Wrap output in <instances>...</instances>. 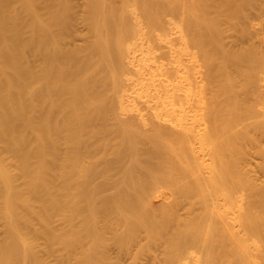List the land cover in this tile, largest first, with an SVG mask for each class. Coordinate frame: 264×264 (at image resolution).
Instances as JSON below:
<instances>
[{"label":"bare ground","instance_id":"obj_1","mask_svg":"<svg viewBox=\"0 0 264 264\" xmlns=\"http://www.w3.org/2000/svg\"><path fill=\"white\" fill-rule=\"evenodd\" d=\"M75 1L0 0V264H264V0Z\"/></svg>","mask_w":264,"mask_h":264},{"label":"rangeland","instance_id":"obj_2","mask_svg":"<svg viewBox=\"0 0 264 264\" xmlns=\"http://www.w3.org/2000/svg\"><path fill=\"white\" fill-rule=\"evenodd\" d=\"M77 1V4H79L78 5V8H79V10H78V12H79V14L82 12V7H81V2L82 1H84V0H76ZM75 1V2H76ZM82 26V27H81ZM78 27H79V30L81 29V28H83V25H81V24H78ZM81 27V28H80ZM82 40H81V38L80 39H78V42H81ZM253 160L256 162V161H260L261 160V158H259V157H253ZM253 164V166L255 167V165H256V163H252ZM256 174L257 175H259L260 177H262V174H261V172L260 171H256ZM158 254H160V251H158L157 252ZM143 258L140 260V259H135L134 258V255L132 254L128 259H127V261L125 262V264H156V261L155 262H153L152 260H153V258H151L148 254H146V255H144V256H142Z\"/></svg>","mask_w":264,"mask_h":264}]
</instances>
